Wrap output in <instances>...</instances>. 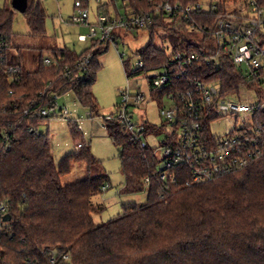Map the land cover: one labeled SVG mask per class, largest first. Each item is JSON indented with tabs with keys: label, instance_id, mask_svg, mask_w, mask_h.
I'll return each instance as SVG.
<instances>
[{
	"label": "trees",
	"instance_id": "obj_1",
	"mask_svg": "<svg viewBox=\"0 0 264 264\" xmlns=\"http://www.w3.org/2000/svg\"><path fill=\"white\" fill-rule=\"evenodd\" d=\"M162 1L184 5L201 1L207 6L188 19L174 18L170 23L163 12L154 16L146 26L152 31L156 26L166 27L171 50L156 47L151 40L137 51L145 67L127 70L128 76L172 65L178 50H205L208 58L201 57L190 66L191 74L173 79L161 90L151 86L160 108L167 106L164 97L170 92L177 94L190 86V77L218 85L222 95L239 92L248 84L258 95L262 93L263 85L256 79L247 81L250 70L246 63H235L232 54L222 50L215 56L217 43L208 41L223 13L242 21L252 16L253 1L264 9V0H109L100 4L97 18L150 12ZM14 9L7 5L0 9V39L6 40L7 59L0 66V205H8L5 216H10L8 220L4 216L0 231V264H53L54 248L70 254L64 264H264V108L252 116L262 153L235 172L192 185L187 184L190 175L186 167L176 168L175 183L171 178L162 179L163 158L158 147L147 141L143 145L150 133L164 129V122L140 124L143 132L135 139L117 118L107 116L106 128L119 149L128 190H145L148 198L144 204L124 203L122 213L99 223L94 214L103 206L96 205L93 197L102 193L104 186H112L107 175L66 184L62 180L71 171L72 161L88 162L91 171L99 160L81 138L77 145L82 146L57 164L49 135L40 131L56 116L38 111L52 105L54 94L68 92H73L81 105L97 110L92 91L97 78L95 57L110 42L92 39L91 47L81 53L67 46L54 48L51 64L41 56L36 58V69L26 70L21 48L15 46L17 54L12 50ZM24 13L35 33L46 31V11L40 1L29 0ZM114 35L118 39V33ZM254 39L264 48V32ZM9 65L20 67L17 78L7 71ZM219 117L214 110L205 115L207 133L210 123ZM68 123L73 136H78V121L70 119Z\"/></svg>",
	"mask_w": 264,
	"mask_h": 264
},
{
	"label": "built area",
	"instance_id": "obj_2",
	"mask_svg": "<svg viewBox=\"0 0 264 264\" xmlns=\"http://www.w3.org/2000/svg\"><path fill=\"white\" fill-rule=\"evenodd\" d=\"M96 1L101 2V0ZM206 6L207 4L201 1L189 5L162 1L150 12L135 13L121 18H111L102 14L95 22H91V0H76L71 22L90 26L89 33L80 35V39L109 41L117 46L118 39L114 32L118 28L144 27L154 16H159L162 12L167 18L188 19L194 12L203 10ZM252 6V16L242 21L233 14L223 13L218 20V27L213 38L208 42L217 43L218 50L215 51V56L222 50L230 52L235 63H246L250 70L247 81L250 83L256 79L264 86V48L254 39L258 32H264V9L259 8L255 1L252 2ZM207 28V26L204 27V29ZM5 46L6 40L0 39V66L6 64ZM201 57L208 58L205 50L192 53L178 50L174 55L175 62L173 61L172 65L171 63L165 65L157 72L158 74L150 78L152 89L159 90L171 85L173 79H180L191 74L190 66ZM46 63L51 64L52 59L46 58ZM143 67H145V61L138 59L132 72ZM7 71L15 79L18 77L20 67L9 65ZM189 85L177 90V94L170 92L168 97L172 103L161 108L163 122L172 131L167 132V138L162 148H157V152L163 158L160 168L162 179L171 178V181L175 183L176 168L180 170L186 167L190 175L187 184L192 185L213 181L221 175L235 172L262 153L264 147H260V138L255 135L258 130L255 129L253 120L229 134L215 136L205 131L204 117L212 110L219 114L221 112L252 113L253 116L258 109L264 108V90L258 95L257 101H251L249 98L240 97L238 91L222 95L218 85L207 83L198 77H190ZM245 87L253 86L248 84L243 86ZM53 97L52 105L43 107L38 113L44 116H56V118L61 115L67 119L70 109L60 103V95L54 94ZM121 97L117 110L113 115H108V118H117L133 134V138L140 139L143 126L135 122L131 107L141 103L145 96L140 92L132 94L129 89H121ZM142 142L146 145L145 140ZM81 146L82 143L78 144V148ZM145 181L150 182V177H146ZM108 187L109 184L103 189L106 190ZM7 210V204L0 205V231L6 222L4 216ZM70 259L69 253L60 252L55 248L51 250L53 264H64Z\"/></svg>",
	"mask_w": 264,
	"mask_h": 264
},
{
	"label": "rangeland",
	"instance_id": "obj_3",
	"mask_svg": "<svg viewBox=\"0 0 264 264\" xmlns=\"http://www.w3.org/2000/svg\"><path fill=\"white\" fill-rule=\"evenodd\" d=\"M46 11V31L35 33L27 19V15L14 9L13 15V53L17 54V47L22 51V65L26 70L37 68L36 58H51V50L67 46L81 53L91 47V38L81 40V34H88L89 25H80L71 22V16L75 11L76 0H38ZM108 0H91L90 20L95 22V9L99 3ZM5 5L12 6V0H0V9ZM230 7H233L231 5ZM97 19V18H96ZM170 23L171 18L166 19ZM118 45L110 42L105 49L96 55L97 75L93 83L92 91L95 96L97 110L85 107L79 103L73 92L60 96V103L70 109L67 119L63 116L51 120L43 125L40 131L48 134L52 145L53 154L57 164L67 155L78 149V141L81 138L90 145L92 154L99 160L92 164L89 171L88 162L83 160L72 161V168L68 174L62 176L63 182H76L90 176L107 175V180L112 186L93 197V201L103 209L94 214L95 220L99 223L106 222L124 211L123 205L128 202L144 204L147 202L145 190L130 191L127 188L125 175L122 171L119 149L112 140L106 128V117L117 110L121 102V89H129L132 94L143 93L145 99L131 107L134 120L137 124L150 121L160 125L164 121L159 106V99L151 91L150 78L158 74V69L140 71L137 74L128 76V71L135 68L138 60L137 51L146 46L151 40L156 47L171 50V43L166 37L169 32L164 26H156L152 31L149 27H138L135 29L118 28ZM123 54V56H122ZM161 90V89H160ZM264 90V86H263ZM157 91V90H155ZM240 97L257 101L258 94L255 87L240 88ZM165 104L170 105L169 97H164ZM221 117L210 123L209 130L215 136H224L236 128L248 124L252 120V113H220ZM68 119H76L79 123L80 134L73 136ZM172 131L165 126L159 133H150L146 138L152 146L162 148L167 138V132Z\"/></svg>",
	"mask_w": 264,
	"mask_h": 264
},
{
	"label": "water",
	"instance_id": "obj_4",
	"mask_svg": "<svg viewBox=\"0 0 264 264\" xmlns=\"http://www.w3.org/2000/svg\"><path fill=\"white\" fill-rule=\"evenodd\" d=\"M28 4H29V0H12V6L21 11V12H25L28 8ZM10 216L7 214L5 216V219H9Z\"/></svg>",
	"mask_w": 264,
	"mask_h": 264
},
{
	"label": "crops",
	"instance_id": "obj_5",
	"mask_svg": "<svg viewBox=\"0 0 264 264\" xmlns=\"http://www.w3.org/2000/svg\"><path fill=\"white\" fill-rule=\"evenodd\" d=\"M109 1V0H108ZM108 1H106V2H108ZM105 2V3H106ZM100 4H104V3H99L98 5H97V7H96V9H95V11H94V13H95V18H94V21H96L97 19V13H98V10H99V6H100ZM82 35V34H81ZM80 38V37H79ZM82 40V39H81Z\"/></svg>",
	"mask_w": 264,
	"mask_h": 264
}]
</instances>
